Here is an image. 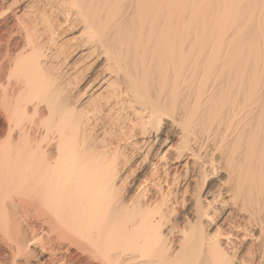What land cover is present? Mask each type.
<instances>
[{"label":"bare ground","instance_id":"obj_1","mask_svg":"<svg viewBox=\"0 0 264 264\" xmlns=\"http://www.w3.org/2000/svg\"><path fill=\"white\" fill-rule=\"evenodd\" d=\"M2 1L0 264H264V0Z\"/></svg>","mask_w":264,"mask_h":264},{"label":"rangeland","instance_id":"obj_2","mask_svg":"<svg viewBox=\"0 0 264 264\" xmlns=\"http://www.w3.org/2000/svg\"><path fill=\"white\" fill-rule=\"evenodd\" d=\"M28 1H30V0H25V1H23V2L25 3V2H28ZM2 6H3V1L0 0V7H2ZM17 8H18V7H15V6H14V8H12V10H11V11H13V10H14V11H13L11 14L8 15V21H7V22H8L10 25L13 24V19H14V15H15V13L18 12ZM12 17H13V18H12ZM10 18H11V19H10ZM36 264H37V263H36Z\"/></svg>","mask_w":264,"mask_h":264}]
</instances>
